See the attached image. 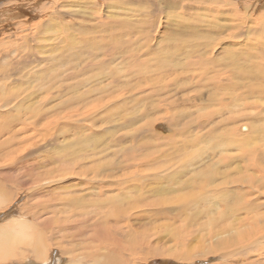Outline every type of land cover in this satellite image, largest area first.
I'll use <instances>...</instances> for the list:
<instances>
[{"label": "bare ground", "instance_id": "obj_1", "mask_svg": "<svg viewBox=\"0 0 264 264\" xmlns=\"http://www.w3.org/2000/svg\"><path fill=\"white\" fill-rule=\"evenodd\" d=\"M53 1L57 4L55 8H50L49 5L47 6L46 3L44 4V0H0V43L3 44L1 41L6 37H15V39L21 40V43H19V45L15 44L16 46L14 48L0 51V65H6L4 69L7 68V70L11 71L9 75L8 73H0V212H2L0 214V264H191L198 261L199 258L203 256L207 259L216 255L218 252H221L222 258H225V256H232L233 259L236 260L246 259L247 256L243 254L244 250L256 252L257 260L260 261L264 256V198L261 201L258 198L264 196V164L258 162L255 158V161H253L252 157L249 158L248 153H251V151H245V161H241V166L238 164L232 166L233 163H226V161L220 162L219 156L222 157L223 155H219L218 160H216V158L213 160L212 158V161L199 170H197V167H194L196 165H192L193 168L189 166V169H195L194 175L196 178L192 179V177L189 176L191 179L188 180L187 178V180L184 181V183L189 184L184 185L182 183L184 186L193 187L192 190L189 189L188 191L184 189L186 194L189 192L185 197L197 196L202 199L201 202H204L206 200L205 195H208L205 192L208 191L209 193L215 188L217 196H219L220 199L211 200L209 208L218 210L228 208L236 214L238 219V222H225L220 225L214 222L217 220L214 216L216 210H211L213 214L209 216L207 222H204L202 219L204 211H199L200 215L195 217L197 223L194 221L193 223L196 224L194 225L189 222L191 217H187L188 215L184 216L182 212H186V207L190 208L191 205L196 202L197 197L193 199L195 202L191 201L189 205H187V203L184 204L186 206L183 208L184 211L179 210L178 212H175L176 209H165L166 207L163 202L154 201L155 199L152 200V204H150L151 200H146L140 205H135L133 203L134 206L129 201L131 199L126 202V200L121 198V203L125 201L127 206L132 207L131 210L126 208L124 210L117 209V205L112 203V199L116 198L112 195L113 193L116 194L124 187L127 189L129 185L142 188L146 185V181L150 179L152 171L148 172V168H145L146 165L143 167V163L139 164V156L136 155L138 152L135 148L133 152L131 151L132 154L127 153L125 150L123 152L124 154L121 153L122 158H118L121 149H117V146L114 145H110L111 148L107 146V149H104L106 146H104L103 149L102 147L100 148V146L89 148L84 142L85 145H76L79 140L86 138L83 137L80 139L83 133L85 134L86 132L92 131L96 126L97 118L92 120L95 115H92L91 119L87 117L88 121L84 123L86 127L85 132L81 131L84 129L82 123H77L75 121L80 115H85L86 112L89 113L87 107L91 105L87 106L86 100H88V96L91 92L88 90L90 88L95 90L92 92L101 97L100 99L96 97L94 102H97V100L106 101L107 99H115L114 96L117 94V91L113 90V87L116 85L113 83L106 84L108 82L104 80L116 79L123 68L121 64L122 66L124 65V67L126 64H130V67L135 65L134 69L139 66L138 62L143 64L141 60L149 51H153L155 40L161 32V25L164 19V17H162L164 6L168 8L180 6L182 8L183 3H180V0H173V2L169 0V2L167 0H139L142 7V11H139L141 15L145 16L144 18L141 17V19H138L140 21L137 22V18V21L132 20V18L137 14L136 11H138V9H136V11L133 9L128 10V13H124V8L126 6L123 8L121 5L124 0ZM79 1H82V3L76 4ZM128 1L137 4V0ZM203 2L215 5L212 21H210L213 22L211 24L212 31H214V34L216 33L217 36L219 34V37L222 35H226V37H223V39L221 37L219 41L212 43L210 46L206 45L211 48L209 54L211 55L212 53V56L201 61L200 69L208 70L207 68H209L214 71L216 86L218 88L229 86L227 84H230L232 80L234 81L233 74L237 75V69L239 70V75L242 73L240 76L243 77V80L252 78L250 77V73H253L252 71L255 69L252 71L251 69L257 66L255 64L253 67L252 58L250 60L249 55L246 56L245 51L249 47L255 45V43H260L259 36H262V34H259L257 30L259 28L260 31L264 30V0H251V3H247L245 8L242 0H204ZM25 3L29 6L27 7ZM158 3L160 7H157ZM163 3L165 5H163ZM152 6L156 7L157 10L159 9L160 16L158 14L157 16L161 17L162 21L157 17L159 21H154V25L155 23L156 25L154 26L148 23L150 26L147 27V23L145 24L143 22L148 20L152 21V19H149L151 14L150 11H148ZM40 7L43 9V13L46 8L48 12L46 16L39 19L42 22L37 23L34 20L38 19L37 17L41 15V13L38 12ZM256 10L257 14L255 13ZM171 12L172 11H170V13ZM146 16H150L148 20H145ZM167 16L170 17V14L166 13L165 17ZM39 17L41 18V16ZM142 23L144 25H141ZM177 26L180 27V24H177ZM145 27H147L148 32L144 36V40H142L144 44H149L146 45L147 50L140 53L141 56H138L136 52L134 53V46L138 42H134L133 40L135 37L137 38L138 35L141 37V33L147 30ZM54 28L55 30L61 29L63 38L70 41L67 40L68 43L63 44L61 41L62 35L60 36V34H58L56 37L51 33ZM193 28L195 29V27ZM197 28L199 29L198 26ZM38 30H42V32H36ZM255 30L258 33L256 35V40L258 39L259 41L257 42L253 41L252 37H250L251 35L249 36V33ZM198 31L200 32L201 30ZM58 32L60 33V30ZM39 33H44V35L42 34L44 38L42 35L40 36ZM203 33L205 32L203 31ZM45 34L48 36V45H43L45 42L44 40L42 41V39H45ZM126 35L131 37H129L128 40H122ZM262 38L264 39V36H262ZM202 43V45L206 44L205 41ZM47 46L49 47L46 49ZM34 47L37 49L39 48L38 51ZM136 48H138V46ZM143 49L144 48H142V50ZM259 50L261 51V49ZM153 53H155V51H153ZM195 53L193 49L189 54L193 56ZM226 53L228 54V60L225 62L227 64H224V60L226 59H224V55H226ZM261 53L262 52H260V54ZM253 54H255V52ZM153 55L155 57L156 53L149 54L152 58ZM255 55L258 56L257 53ZM104 56L107 57L105 58ZM148 60L151 62L152 59H148V57L143 59L144 64L148 62ZM260 61L264 64V55H262ZM239 62H243L249 67L241 66ZM112 63L115 64L112 65ZM237 63L240 65L239 67ZM46 65H51L53 69L56 65L64 67L62 72L66 74L63 78L67 80L74 77L77 78L78 76L76 73H80L77 71L79 69L81 71L80 75L82 76H84L82 73L86 71L92 72L96 70L95 78H97L98 81H95V84H98V86L92 82L93 85H90L91 83L89 84L90 88H86L79 94L74 92L73 95V89L71 88V90H65L66 92H63L65 94L62 97L58 94V91H53L54 87H56L55 85H59L61 82L60 77H58L59 74L56 72L57 70L54 71L52 68V72L49 73L48 70L50 69H48V67L46 68ZM1 68L3 67L0 66V69ZM94 68H98V70H94ZM107 69L108 71L106 72ZM24 71H27V75ZM164 71L163 69L158 72V77L163 78ZM121 72L124 74V70ZM132 74L133 73L125 71L124 78ZM12 77L13 79H11V81L13 82L8 84L9 79ZM253 78L256 79L255 76ZM236 80L239 82L238 79ZM248 80H246L247 84H245V88L242 90L243 95H237V99H244L246 94L247 96H251L249 93H251L250 91H255L256 86L258 87L257 92L264 94V86H262L257 79V82ZM22 81H28L29 83L25 90L23 89L24 87L22 88L23 90H21V87L19 88L16 84L18 82L22 84ZM86 81H88V79L85 80V78H82L77 81V84L85 83ZM240 81L242 80L240 79ZM47 82L48 84L51 83L50 86H54H52L53 88L50 92L46 90V88L50 87ZM12 83L15 84L14 88L18 89H15L16 91L14 90V92H9L11 91L10 88H12ZM66 84L70 85L71 83L67 82ZM155 86L158 88V85ZM34 88H39L37 90L38 92L32 93ZM46 91L49 93L45 94L44 92ZM223 93L225 95L230 94V92ZM218 94L220 95L221 91H218ZM56 98L60 100L56 101ZM222 98L223 97H221V99ZM252 98L253 96L251 98L246 97L247 100ZM260 98L264 102V96ZM257 99L258 98H256L255 101L261 104V100ZM240 105H242V108L238 111L245 107V104L241 101ZM253 106L251 104L250 108L255 115L258 114L257 111L259 110V113L264 112V104L258 105L257 110H254ZM224 109H228L226 111L231 113H228V120L230 119L231 121L232 117L235 118L242 115L238 119L233 118L234 121L237 120L235 121L236 123H233L239 124V122L243 120V122H245L246 115L244 116L242 112L241 114L232 115L234 111L231 103L224 104L223 110ZM75 116H77V118ZM225 118L227 117L225 116ZM64 120L65 123L63 122ZM70 120L71 123L69 122ZM263 120L264 119L260 120V122ZM62 122L64 128H67V130L72 129L75 132L77 130L75 125H78L79 134L77 131V139H68L65 145H56L59 140L58 131L63 130L62 135L64 137L66 136L63 126L59 127ZM243 122L238 126L241 127ZM93 123L94 126H92ZM253 123L256 125L257 122L255 121ZM160 126L163 125H158V127ZM236 129V127L231 129L232 135L235 133ZM165 131H168V129ZM238 132L242 133L241 131H237L236 135H233L234 137L231 139H234V141H236V137H238L239 140L244 139ZM68 133L69 132L66 134ZM225 140L226 139L222 141L224 142ZM86 141L88 143V140ZM260 141V144L264 143V135L263 139ZM150 142H152V140ZM228 143L229 142L225 143V147H227ZM229 146L230 144L228 147ZM241 147L239 148V152L242 150ZM235 148L237 147L235 146ZM139 152H141V150ZM218 152L220 154V151ZM111 153L115 155V159L113 157L108 160V155ZM237 155L239 156L241 154L237 151ZM252 155H254L253 152ZM209 159L210 158H208V161ZM163 164L160 165V167H162ZM107 165L108 170H111L110 165H112L119 169L118 171H120V173L117 171V173L113 174L111 177L107 176L106 172L104 173V168ZM170 167L172 166L165 164L163 168H161L162 170L154 168L157 169V171H154V177L161 179L165 176L164 169ZM149 168L151 170L153 169L151 167ZM255 168L259 171L255 172ZM260 172L262 177L256 178L254 175ZM169 173L173 179L179 177L178 174L171 173V171H169ZM66 178L67 181L71 182L68 184L64 183L63 181ZM61 183L64 184L61 185ZM245 185L252 188L250 193H248V197H246ZM129 188H131V186H129ZM13 189L17 190L15 193L16 195H14ZM131 189L133 190L134 188ZM200 189L206 191L200 192ZM132 192L133 191L130 193ZM24 193L27 194L26 198L24 197ZM133 194V199L136 201L140 200L141 196L139 193ZM126 197L129 198L127 195ZM183 197L184 195L181 197L175 196L172 197V200L176 198L182 201ZM20 199H26V202H23L18 208L17 206L12 207L13 202L16 200L19 201ZM146 204L153 206L151 211H155L156 214L154 212V214L148 212V210L145 211L144 206ZM222 204L225 206L221 209L220 206ZM205 207L202 208V210H205ZM18 215L20 218H16ZM135 215L134 221L140 220L142 217L149 218L154 215L161 217L171 215L172 221L174 220L177 225L175 223L170 225L168 223L169 220H165V223L169 227L166 226L164 229L167 231L170 230V236L175 243L167 245L160 244L157 241L151 242V240L148 239V231H145L146 229L144 231L138 229V227L131 222V218ZM5 217H7L6 222H4ZM172 221H170V223ZM208 225H211L215 229L210 230L207 234H212V236L207 239L202 238V248H200L197 255L193 254L194 252L192 253L186 248V246H189V239H186V237L189 238V236L188 234L186 235V232L189 230L191 231L193 226L197 228V231H200V229L207 228ZM215 236L217 238H214ZM238 253L241 255L237 257L236 254ZM252 257L256 258V255L252 254Z\"/></svg>", "mask_w": 264, "mask_h": 264}, {"label": "rangeland", "instance_id": "obj_2", "mask_svg": "<svg viewBox=\"0 0 264 264\" xmlns=\"http://www.w3.org/2000/svg\"><path fill=\"white\" fill-rule=\"evenodd\" d=\"M169 1L173 2V0H169ZM175 1H179V0H175ZM199 1L198 0H180L179 2L183 3L182 8L180 6H174L175 8L174 7L168 8V7L164 6V8H163L164 12L162 14L163 15L162 17H164L163 21H162V18L159 17L160 16L159 15L160 13L158 11L159 9L157 10V8L154 6L149 8L148 11H150L151 17L146 16L147 19L145 18V20H148V17H150L149 19H152V21L148 20L146 22L144 21L143 23H145V24L147 23L146 25H148L147 27H149L150 24L154 25V21L156 22L158 19L159 20L161 19V21H162L161 32H160L158 38L155 40V44L153 42V44H154L153 45V51H155V53H156V55H155L156 58L154 57V55H153V58L151 56H149V54H151V53L155 54V53H153V51H149L148 54H146L147 56L145 55V57L143 59H145L147 57H148V59H152L151 60V62L153 61L152 64L148 60V62H145V64H146L145 65L143 62V59L141 60L143 64H141V62H138L140 67L137 66V67H135V69H134L135 65L130 67V64H126L127 66L125 65V67H124V65L122 66V64H121V67H123L121 69V71L124 70V72H123L124 74H125V71H128L129 73H133V74L127 78H124V74H122V72L120 71V73H119L120 75L116 79L104 80V81L108 82V83L105 82L106 84L113 83L116 85L113 87V90L117 91V94L115 93L116 95L114 96L115 99H113L114 101L107 99L106 101H98L97 100V102H94L96 97H98L99 99L101 97L99 95L97 96V94L95 95L94 92H92L95 90L91 89L89 84L91 83L90 85H93L96 83L95 81H98V79L95 78V76H96L95 75V73H96L95 69L98 70V68H94L95 71H92V72L86 71V72L82 73L84 76L80 75L81 71L79 69L77 71L80 73H76V75L78 76L77 78H75L73 76L74 78L67 80V79L63 78L64 75L66 74V73L62 72L64 70V67L56 65L55 68L53 69L51 67V65H46V68L48 67V69H50V70H48L49 73L52 72V70H51V68H52L54 71L57 70L56 72L59 74L58 77H60L62 83L60 82L59 85L56 84L55 85L56 87H54L53 85L52 86L54 87L53 91H55V92L58 91V94L60 96L63 97L65 94L63 92L65 90H71V88L73 89L72 95L74 94V92L79 94V93H81V91L85 90L88 87L91 89V90L90 89L88 90L91 93L88 96V100H86V102H87L86 105L87 106L91 105L90 107H87V109H89L88 110L89 113L86 112L85 115H80L78 119H75V121L77 123H82V126H84V123L87 122L88 119H91L92 115L93 116L95 115V117H93L92 120H94V118L95 119L97 118L96 119V126L94 127V129L92 131L86 132L85 134L83 133L81 135L80 139L83 137H86V138L79 140L76 145H85L86 144L89 148H94L96 146H100V148L102 147V149L104 148V146H106L104 149H107V146L114 145V146H117V149H121V152H119L120 156H118V158H122V154H124L123 152L125 150L127 151V153L132 154V152L134 151V148H135L138 152V153H136V152L135 153L137 156H139V159H138L140 161V162L138 161L139 164L143 163V167L146 165L145 168H148L147 169L148 172L152 171L151 175H150V179H148V181H146V183H145L146 185H144L145 188L144 187L136 188L137 186L129 185V186H131V188H134V189L132 190L128 186L127 189H125L126 187H124L123 188L124 190L122 189V190L118 191L119 194H118V192L116 193L118 195H116L115 193L112 194L116 197V198L112 199V203H115L117 205V207H118L117 209H123L124 210L126 208V209L131 210L132 207L127 206V203H126V202H128L127 200H129V199H131L129 201L132 205L143 204L146 200H151L150 204H152L153 203L152 200L155 199L154 201H162L164 206L166 207L165 209H167V208L176 209L175 212H178L179 210L184 211L183 208L186 207L184 204L187 203V205H189L191 203V201L195 202L193 199L197 197V196L196 197L195 196L194 197H188V198L185 197V195H188V193H189V192H187V194H186L185 190L186 191H188L189 189L192 190L193 187L184 186V185L189 184V183L188 184L184 183V181H186L187 178H188V180H190L191 177H192V179L196 178V176L194 175L195 169L194 170L189 169L190 168L189 166H191V168H193L192 165H196L194 167L195 168L197 167V170L202 169V167L204 165H206L207 163L212 161V158H213V160H215V158H216V160H218L219 155H223L222 157L219 156L220 162L226 161V163H230V162H231L230 164L233 163L232 166H235L237 164L241 166V164H242L241 161H245V159H244L245 151H251V153H248V157L249 158L252 157L253 161H255V159H256V160H258V162L264 164V161H263L264 160V143L260 144V142H261L260 140L263 139V135H264V132H262V131H264V120L261 122H260V120L264 119V116H263L264 112L259 113L260 112V110H259V111H257L258 114L255 115V113H252L253 110L250 108V105L252 104V106L254 105L253 106L254 108L253 107L252 108L254 110H257L258 105L264 104V102L260 98L261 96H264V94L258 93L257 92L258 87L256 86L255 91L253 90V88H252L253 92L250 91L251 93H249V94L251 96H247V94H246L244 96V99L243 98H240V99L236 98V96L239 94L243 95L242 90H244L245 84H247L246 80H248V79H249L248 81H253V82H255V81L257 82V80H258V82H260V84L262 86H264V83H263L264 82V64L260 61L262 59V55H264L263 54L264 53V45H263L264 39L262 38V36H264V32H263L264 30L260 31L259 30L260 28L257 30L259 32V34L260 33L262 34V36L261 35L259 36L260 37L259 38L260 43L257 42V41H259L258 39L256 40V35L258 34L256 30L249 33V36L251 35L250 37H252L253 41L257 42V44L255 43V45L249 47L245 51L246 56L249 55L250 60L252 58L251 61H253V63H252L253 67L255 64L257 66V67H254L253 69H251V71L255 69L254 71H252L253 73H250V75H251L250 77H252V78H248V79L243 80V77L240 76L242 73L239 75V70L237 69V75L233 74L234 75V81L232 80V82L230 84H227L229 86H226V87L223 86L221 88H218L216 86V78L214 77L215 76L214 71L209 69V68H207L208 70L200 69L201 68V61L203 59L209 57V56L210 57L212 56V53H211V55L209 54L211 52V48H209L207 46H210L212 43H216L217 41H219V39L221 37L223 39V37H226V35L225 36L222 35L221 37H219V34L217 36V34L216 33L214 34V31H212L211 24L213 22H210V21H212V17H213L214 10H215V5L204 3L203 2L204 0H199ZM232 1H237V0H232ZM56 2H57V0H56ZM242 2H243V6L245 8V6H247V3H249V4L251 3V0H247V1L242 0ZM45 3L47 4V6L49 5L50 8L51 7L55 8L57 5V4H55V1H53V0H44V4ZM78 3L81 4L82 1H79L76 4H78ZM25 4L27 5V3H25ZM174 4L176 5L175 2H174ZM121 5L123 6V8H124V6L127 7V8L126 7L124 8V11H125L124 13H128V10H132V9L134 11H136V9H138V11L142 9L141 3L139 2V0H137V4H133V3L129 2L128 0H124ZM163 5H165V4L163 3ZM28 6L29 5H27V7ZM158 6H159V3L157 4V7ZM49 7H48V9H49ZM208 9H209V11H208ZM45 11H44V13H45L44 14L43 9H41V7H40L38 9V12L41 13V15H39V16H41V18L38 16L37 17L38 19H35L34 21L37 23L42 22L39 19H42L43 16H46V14L48 12L47 8ZM138 11H136L137 14L134 15V17L136 16L135 19L133 17L132 20H136V18L138 20V19H141V17L144 18L145 15H141L140 11H139V13H138ZM170 11H172V12L170 13ZM154 12L156 13V15ZM152 13H154V14H152ZM166 13H169L170 17L169 16L165 17ZM255 13L257 14V10ZM157 14L159 16H157ZM180 14L183 16H181ZM139 15H141V16L138 17ZM157 17H158V19H157ZM139 21L140 20H138L137 22H139ZM143 23L141 25H144ZM148 23H150V24H148ZM177 24H180V27H178ZM155 25H156V23H155ZM192 26L195 27V29ZM197 26L199 27V29L197 28ZM147 27H145V28L147 29ZM187 27H188V29H187ZM54 30H55V28L51 32L54 36L57 37L58 34H60V36L62 35L61 29H57L58 31L60 30V33L57 30H55V31ZM198 30H201V31L199 32ZM203 31L205 33H203ZM36 32H42V30L41 31L38 30ZM145 32L141 33L143 35V36L141 35V37H140V35H138L139 37L137 36V38L133 37L134 38L133 41L138 42L134 46V53L136 52V54L138 56H141L140 53L145 52L147 50L146 45L149 44V43L144 44V41H143L144 36L147 34L148 29ZM42 34L44 35V33H41L40 36ZM43 35H42V37L44 38ZM45 36H46L45 39H42V41L44 40V42H45V43H43V45L44 44L48 45V39H47L48 36L46 34H45ZM124 37L122 38V40H128L129 37H131V36L126 35ZM13 38L12 37H6L1 41L3 44L0 43V51L1 50H8L10 48H14L16 45H19V43H21L20 42L21 40L19 38H18L19 40L15 39V37H13ZM140 39H141V42H140ZM67 40L68 39H66V38L64 39L63 35H62V40H61L62 43L67 44L68 41H70V40H68V41ZM146 40H149V39L147 38ZM170 40H171V42H170ZM204 41L206 42V44L202 45L203 44L202 42H204ZM137 46H138V48H136ZM48 47L49 46H47L46 49ZM142 48H144V49L142 50ZM257 48H258V50H257ZM35 49H37V48H35ZM38 49H37V51H38ZM137 49H138V51H137ZM189 49H191L192 51L194 49L196 52L195 55L191 56L189 53H191L192 51ZM259 49H261V51ZM125 51H127V50H125ZM242 52H244V51H242ZM254 52H255V54L257 53L258 56L253 54ZM260 52H262V53L260 54ZM254 55L256 58L254 57ZM120 56H121V53H120ZM224 59H225L224 64H227V63H225L228 60V54L227 53H226V55H224ZM138 60H140V59H138ZM114 64L115 63H112V65H114ZM239 64H241V66H244V67L247 66L243 62H241V63L239 62ZM239 64H238V67L240 66ZM242 64H244V65H242ZM0 66L3 67L0 69V73H8V75L11 74V71L7 70V68L4 69V67H6V65L1 64ZM145 67H147V68H145ZM248 67L249 66H247V68ZM118 68H119V66H118ZM256 68H257V71H256ZM163 69L165 70L164 71V77L163 78L158 77L157 73ZM260 70H263V71H260ZM107 71H108V69L106 70V72ZM26 72L27 71H24L25 74H26ZM53 73L56 74L55 72H53ZM85 74H86V76H85ZM254 76L257 80L253 78ZM235 77H236V79H238L239 82H237ZM82 78H85V80L88 79V81H86L85 83L77 84V81L82 79ZM11 79H13V77L9 79L8 84L13 82V81H11ZM14 79H17V78H14ZM240 79L242 81H240ZM54 81H56V80H54ZM64 82H66V83L68 82L71 84L67 85ZM92 82H93V84H92ZM52 83L54 84L53 81H52ZM13 84L14 83H12V88H10L11 91H9V92H14L15 89L16 90L18 89V88H14L15 84L14 85ZM16 84L19 88L21 87L20 88L21 90H23V89L25 90L29 85L28 81H22V84H20L19 82ZM47 84H48V82H47ZM154 84L158 85L159 89ZM48 85L50 86L51 83H49ZM60 85H62V86H60ZM95 85L98 86V84H95ZM52 86H50L49 88H46V90L47 91L49 90V92L52 91V88H53ZM57 86H59V87H57ZM99 86H101V85H99ZM117 86H118V88H117ZM168 86H169V88H168ZM38 89L39 88H34L32 90V93L38 92L37 91ZM47 91L44 93L45 94L49 93ZM218 91H221L220 95L218 94ZM9 92H7V93H9ZM223 92H230V94L225 95ZM44 93H43V95H44ZM236 93H238V94H236ZM252 96H253V98H252L253 100L252 99H248V100L246 99V97L251 98ZM221 97H223V98L221 99ZM90 98H92V99H90ZM256 98H258L257 100H261L260 101L261 104H259L258 101H255ZM219 99H220V101H219ZM225 99H227V100H225ZM55 100L59 101L60 99L56 98ZM240 101L245 104V107H244L245 109L243 108L242 110L238 111L239 109L242 108V105H240ZM91 102H92V104H91ZM221 102H223L224 104H230L231 103L232 109L234 111V113H232V115L233 114H239V113L241 114V112H242V114L244 116L246 115V117H245L246 119L249 116L247 119L248 122L246 121V119H245V122H243L244 121L243 120L242 121L243 124L241 125V127H239L238 125H240L242 122H239V124H235L236 123L235 121H237V120L234 121V119H236V118L238 119L242 115L235 117V118L232 117L231 121H230V119L228 120V115L231 113L226 111L228 109L223 110L224 104ZM228 102H230V103H228ZM253 102H256V103H253ZM99 113H101V114H99ZM98 115H100V116H98ZM225 116L227 118H225ZM75 117L77 118V116H75ZM87 117H88V119H87ZM102 118H104V119H102ZM105 118H106V120H105ZM226 120H228L229 122ZM255 121L257 122L256 125H255V123H253ZM63 122L65 123V120ZM63 122L61 123V125L59 127L63 126L62 125ZM69 122L71 123V120ZM233 122H235V123H233ZM158 125H163V126H160L161 127L160 128V127H158ZM92 126H94V123ZM75 127L77 129L76 132L73 131L72 129H69L70 130L69 131V130H67V128H64V126H63L64 133L66 136L64 137L62 135L63 130L58 131L57 134H58L59 140H58L56 145H65L68 142V139H73V140L77 139L78 125H75ZM235 127L238 129V130L236 129L237 131L242 132V133H240V132H238V133H240L241 136L244 137V139H240V140L238 137H236V141L238 143L236 141H234V139H231L237 133V131L235 130V133L233 134L234 136L231 134V129H234ZM163 128H164V130H163ZM166 129H168V131H165ZM85 130H86V127L84 126V129L81 131L85 132ZM67 132H69V133L66 134ZM94 133H96V134H94ZM251 133H254V134L256 133V134L254 135ZM78 134H79V131H78ZM219 135H221V136H219ZM243 135H245V136H243ZM132 136H133V139H132ZM150 139L152 140V142H150L151 141ZM224 139L229 140V141H226V140L224 141L225 143L229 142L227 144V147L230 144V146L228 148L225 147L226 144L222 141ZM86 140H88V143ZM216 140L218 141V143ZM219 140H221V141H219ZM232 141H234L236 143H234ZM230 142H232V143H230ZM253 145H254V147H253ZM161 146H162V148H161ZM235 146L237 148H235ZM240 147L242 148L241 152H239ZM110 148H111V146H110ZM122 149H123V151H122ZM128 149H130V150H128ZM140 150H141V152H139ZM162 150H163V152H162ZM230 150H232V151H230ZM218 151H220V154ZM237 151L242 156L241 155L238 156ZM216 152H218V153H216ZM221 152H222V154H221ZM252 152L254 153V155H252ZM249 155H252V156H249ZM209 156H211V157H209ZM113 157L115 159V155L113 153L109 154L108 160L112 159ZM227 157H228V160H227ZM208 158H210L209 161H208ZM108 160H106V161H108ZM156 161H158V162H156ZM160 161L163 162L164 164L161 163ZM187 161H189V162H187ZM162 164H163V166L165 164H167V165H171L172 167H170L168 169H164V173H165L166 177L163 176L161 179L155 178L154 177V174H155L154 171H157V169L162 170L161 168H163V166L160 167V165H162ZM149 167H151L153 169L154 168H157V169L151 170ZM110 168H111V170H108V165L104 168V173L106 172L107 176H110V177L113 174L117 173V171L119 170L115 166L113 167L112 165H110ZM186 168H188L189 170ZM101 169H102V166H101ZM112 170L113 171L115 170L116 172L115 171L113 172ZM168 170L171 171V173L178 174L179 177L178 178L176 177L175 179H173V177H171V174L169 173ZM258 171L259 170L256 169L255 172H258ZM118 173H120V171H118ZM164 173H162V174H164ZM189 176H191V177H189ZM254 176L256 178H258V177H262V174L260 172V173H256ZM122 178H124V177H122ZM68 180H70V179H68ZM63 182L68 184L71 181H67V178H66ZM64 183H61V185ZM182 183L184 185H182ZM70 184H72V183H70ZM245 187H246L245 192L247 193L246 197H248V195H249L248 193H250V190L252 188H249L250 186H248V185H245ZM213 189L209 193H208V191L205 192L208 195H205L206 200L204 202H201L202 199L197 197L196 202L193 205H191L190 208L186 207V210H187L186 212L185 211L182 212V213H184L183 215L184 216L188 215L187 217H191L189 222L196 225L195 223H197V221H195V217L200 215L199 211H204V215L202 216V219L204 222H207L209 216L211 214H213L211 212V210H216V213L214 216L217 218V220L214 222H217L220 225L224 224L225 222L226 223L238 222L236 214L233 213L228 208H224L223 210L209 208V205L211 204L210 203L211 200L220 199V197L217 196V192L215 191V188H213ZM130 190L133 192L130 193L131 192ZM200 190H201L200 192L206 191L203 189H200ZM13 191H14V195H16L15 193L17 192V190L13 189ZM217 191H220V190H217ZM127 192H128V194H127ZM133 193H135V194L139 193L141 196L140 200L136 201L135 199H133L132 198L134 195ZM126 195L129 198H127ZM151 195H152V197H151ZM182 195H184V197L182 198V201L179 199H176V198L175 199L173 198V200H172V197H175V196L181 197ZM26 196H27V194L24 193L25 198H26ZM142 196H143V198H142ZM117 197H119V198H117ZM121 198L126 200V202L123 201L122 202L123 204H122L120 201ZM250 198H253V197H250ZM263 198H264V196H262L258 199H260V201H261V200H263ZM186 199H187V201H186ZM17 200L13 202L12 207L17 206V208H18L23 204V202H26V199H24V200L20 199L19 201H17ZM150 204H148V205L146 204L144 206L145 211L148 210V212H152V213L154 212L156 214L155 211H151L153 206H150ZM119 205H121V206H119ZM224 206L225 205L222 204L220 206V208L222 209ZM204 207H205V210H202V208H204ZM139 209H141V208H139ZM139 209H136V210H139ZM16 210H18V209H16ZM0 211H1V209H0ZM1 213L2 212H0V214ZM167 216H169V215H166V217L154 215V216L149 217V218H143L142 217V219L134 221V218L136 217V215H135V216H133V218H131V222H133V224L135 226H137L138 229H140L142 231H144L146 229L145 231H148V233H149L148 239H150L151 242L157 241L160 244H167V245L171 244L172 245V243L174 244L175 241L173 242V240L170 236V230L167 231L164 229V227H166V226L169 227L165 223V220H169L168 223L170 225L172 223H175V222H174V220L172 221L171 215L169 217H167ZM16 218H20V216L18 215ZM156 220H158V221H156ZM6 221H7V217H5V219H4V222H6ZM170 221H172V222L170 223ZM194 221H195V223H193ZM4 222H2V223H4ZM155 223H156V225H155ZM210 230H215V229L211 225H208L207 228L200 229V231H197V228H194V226H193V229L191 230L192 232L190 230H189L190 232L189 231L186 232V235L188 234V236H189V238L186 237V239H189V241H188L189 246H186V248L190 252H192V253L194 252L193 254L197 255L199 253L200 248H202V244H201L202 238L207 239V238H210L212 236V234L207 235ZM153 234H154V236H153ZM150 237H152V238H150ZM214 238H217V237L215 236ZM196 244L197 245L199 244V245L197 246ZM243 252H244L243 253L244 256H247L246 259L236 260V259H233L232 256H225V258L224 257L222 258L221 252H218L216 255L211 256L207 259H205L204 258L205 256H203V257L199 258L198 261H195L191 264H229V263L230 264H264V256L260 259V261H258L256 252H254V251L250 252L247 250H244ZM252 254H255L256 258H253ZM228 255H230V254H228ZM236 255L238 257V255H241V254L238 253ZM25 259H27V258H25ZM20 262H22V261H20Z\"/></svg>", "mask_w": 264, "mask_h": 264}]
</instances>
